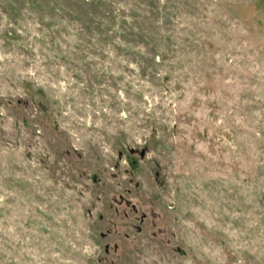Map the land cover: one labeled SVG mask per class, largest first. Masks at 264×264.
<instances>
[{
  "label": "rangeland",
  "instance_id": "1",
  "mask_svg": "<svg viewBox=\"0 0 264 264\" xmlns=\"http://www.w3.org/2000/svg\"><path fill=\"white\" fill-rule=\"evenodd\" d=\"M262 164L264 0H0V264H264Z\"/></svg>",
  "mask_w": 264,
  "mask_h": 264
},
{
  "label": "trees",
  "instance_id": "2",
  "mask_svg": "<svg viewBox=\"0 0 264 264\" xmlns=\"http://www.w3.org/2000/svg\"><path fill=\"white\" fill-rule=\"evenodd\" d=\"M261 166H262V169H263L262 172L264 173V164H262ZM262 176H263V174H262Z\"/></svg>",
  "mask_w": 264,
  "mask_h": 264
},
{
  "label": "water",
  "instance_id": "3",
  "mask_svg": "<svg viewBox=\"0 0 264 264\" xmlns=\"http://www.w3.org/2000/svg\"><path fill=\"white\" fill-rule=\"evenodd\" d=\"M134 228H135L136 230H138V229H139V226L135 225Z\"/></svg>",
  "mask_w": 264,
  "mask_h": 264
}]
</instances>
